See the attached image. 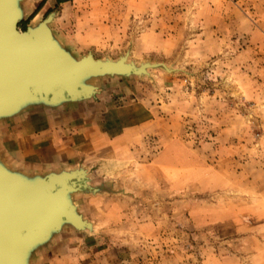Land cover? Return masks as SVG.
Listing matches in <instances>:
<instances>
[{
  "label": "rangeland",
  "instance_id": "374dc122",
  "mask_svg": "<svg viewBox=\"0 0 264 264\" xmlns=\"http://www.w3.org/2000/svg\"><path fill=\"white\" fill-rule=\"evenodd\" d=\"M24 9L26 26L54 14L78 58L167 67L132 77L153 134L115 165L97 226L85 218L83 262L264 264V0H29Z\"/></svg>",
  "mask_w": 264,
  "mask_h": 264
},
{
  "label": "water",
  "instance_id": "95a60500",
  "mask_svg": "<svg viewBox=\"0 0 264 264\" xmlns=\"http://www.w3.org/2000/svg\"><path fill=\"white\" fill-rule=\"evenodd\" d=\"M24 0H0V122L33 107L56 108L96 97L93 81L149 76L126 58L76 57L54 34L50 14L23 29ZM148 71V72H147ZM92 82V83H91ZM84 169L26 176L0 157V264H32V257L66 229L92 231L75 203L79 193H97Z\"/></svg>",
  "mask_w": 264,
  "mask_h": 264
},
{
  "label": "crops",
  "instance_id": "0c3cea01",
  "mask_svg": "<svg viewBox=\"0 0 264 264\" xmlns=\"http://www.w3.org/2000/svg\"><path fill=\"white\" fill-rule=\"evenodd\" d=\"M35 1L41 3L43 0ZM33 3L34 0H30V6ZM52 24L54 34L60 39ZM95 85L98 93L93 99L56 108L33 107L0 122V157L10 169L26 176L84 169L89 185L98 192L79 193L75 203L84 218L97 226L105 194L117 187L113 177L118 175L115 165L120 164L122 155L134 148L135 143H144L148 131L153 134L155 115L142 104L147 96L134 84L132 77L101 78ZM100 228L99 225L98 230ZM84 233L88 232L64 230L43 248L44 253L33 263L55 264L61 252L65 264H73L78 256L81 264H87L83 260L88 252L83 253V250H88L89 245ZM78 243L77 249L72 248ZM258 259L264 262L262 255L258 254Z\"/></svg>",
  "mask_w": 264,
  "mask_h": 264
},
{
  "label": "bare ground",
  "instance_id": "6f19581e",
  "mask_svg": "<svg viewBox=\"0 0 264 264\" xmlns=\"http://www.w3.org/2000/svg\"><path fill=\"white\" fill-rule=\"evenodd\" d=\"M27 1H28V0H24L23 3H22V5L25 6ZM54 19H55V17H54ZM54 19H53V20H54ZM53 20H52V22H53ZM52 22H51V23H52ZM50 25H51V24H50ZM59 40H60V39H59ZM60 41H61V40H60ZM62 44H63V43H62ZM63 45H64V44H63ZM126 60H127V59H126ZM126 63L129 64L127 61H126ZM130 65H133V64H130ZM141 66H142V65H141ZM143 66H144V67L146 66V68L144 69V72H143V73H146V69L149 68L150 66H149V65H143ZM137 68H139V67H137ZM149 69H150V68H149ZM93 82L96 83V81H93ZM91 83H92V82H91ZM78 210H79V209H78ZM45 247H46V246H45ZM41 251H43V247L41 248ZM41 251L38 250V251L36 252V254L40 253ZM34 255H35V254H34ZM34 255H33V257H34ZM36 256H37V255H36ZM33 257H32V264H33V261H34V259H35V257H34V258H33Z\"/></svg>",
  "mask_w": 264,
  "mask_h": 264
},
{
  "label": "trees",
  "instance_id": "16d2710c",
  "mask_svg": "<svg viewBox=\"0 0 264 264\" xmlns=\"http://www.w3.org/2000/svg\"><path fill=\"white\" fill-rule=\"evenodd\" d=\"M22 27H23V29H25V28H26V24L23 23V24H22Z\"/></svg>",
  "mask_w": 264,
  "mask_h": 264
}]
</instances>
